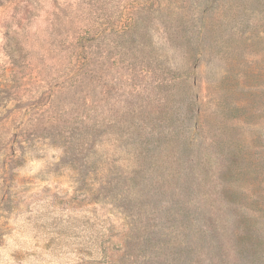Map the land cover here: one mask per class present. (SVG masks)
<instances>
[{"label":"rangeland","instance_id":"rangeland-1","mask_svg":"<svg viewBox=\"0 0 264 264\" xmlns=\"http://www.w3.org/2000/svg\"><path fill=\"white\" fill-rule=\"evenodd\" d=\"M0 264H264V0H0Z\"/></svg>","mask_w":264,"mask_h":264}]
</instances>
